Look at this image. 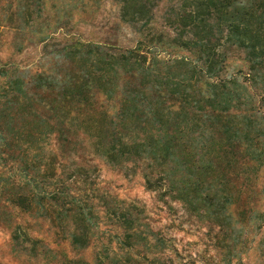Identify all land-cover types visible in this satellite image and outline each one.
<instances>
[{
    "label": "rangeland",
    "instance_id": "rangeland-1",
    "mask_svg": "<svg viewBox=\"0 0 264 264\" xmlns=\"http://www.w3.org/2000/svg\"><path fill=\"white\" fill-rule=\"evenodd\" d=\"M147 2L153 8L148 26L153 41L159 36L174 38L176 27L168 20L184 0ZM68 5L76 8L70 16L64 10ZM118 10L116 0H0V122L5 131L22 125L35 137L45 123L34 111L45 109L50 86L66 85L67 76L82 80L86 68L91 76L92 69L78 53H53L65 43L64 29L56 38L41 39L30 33V27L43 30L47 23L70 21L71 32L84 37L92 32L94 38L106 40L116 37L119 46H133L138 38L134 28L125 24L116 32L111 25ZM147 51L152 60L153 50ZM188 53L173 46L157 56L173 60ZM239 64L230 62L228 72ZM152 70L158 75H144L132 83L145 94L141 103L145 113L139 117V126L145 129L130 122L134 130L124 141L131 144L149 132L153 143L144 152L156 151L157 160L122 158L113 164L96 152L94 137L82 130L74 133L73 147L59 144L55 133L31 142L25 141V135L13 140L10 155H0V264H264V160L251 161L239 152L248 132L254 136L262 131L261 120L234 116L210 128L209 118L194 113L193 100L172 98L169 87L162 84V72L179 76L185 86L177 89L178 95L190 98L197 85L189 66L153 63ZM35 72L48 78V89L32 77ZM8 73L23 76L31 99L9 92L14 85L7 81ZM3 88L10 94L9 108L4 107ZM98 108L81 112L84 126L110 124ZM258 142L264 150V134ZM200 150L206 151L208 163L195 168L183 165ZM25 173L36 178L26 188ZM40 189L46 192L45 208L33 205L23 211L11 201L17 193L31 199L32 194H42ZM56 194L61 206L51 199ZM70 196L93 217L88 226L94 235L83 248L71 245L69 234L77 226L71 216L77 207ZM120 208L138 219L130 247L119 245L113 237L119 229L112 220Z\"/></svg>",
    "mask_w": 264,
    "mask_h": 264
},
{
    "label": "trees",
    "instance_id": "trees-1",
    "mask_svg": "<svg viewBox=\"0 0 264 264\" xmlns=\"http://www.w3.org/2000/svg\"><path fill=\"white\" fill-rule=\"evenodd\" d=\"M116 2L119 4V10L117 18L111 25L116 32L125 24L134 28L138 38L133 46H119L116 37L113 40H106L94 38L92 32L87 37L79 32H71L74 24L70 21L60 24L47 23L43 30L34 28L33 25L30 27V33L38 34L41 39L56 38L55 35L64 29L65 43L53 53H78L84 58L88 68L92 69L91 76H88L89 72L86 68L81 76L82 80H79V76L75 78L67 76L66 85L55 89L50 86L49 96L44 103L45 109L36 108L34 111V114L42 118L45 123L44 129L35 137H31L22 125L5 131L0 122V155L3 157L10 155L13 140H21L25 135H28L25 141L31 142L33 139L55 133L59 144L73 147L77 144L74 133L82 130L94 137L96 152L113 164L120 162L122 158L131 161L141 158L157 160L156 151L149 154L144 152L145 148L153 143L152 134L145 132L137 136L131 144L125 142L124 138L134 130L130 127L132 121H135L136 127L138 124L137 128L145 129L144 126H139L142 125L140 118L145 113V105L141 104L145 94L143 89L133 88L132 83L144 75L152 74L153 63H170L188 65L189 72L192 73L190 77L197 85V90L192 91L188 99H186L187 95L179 96L177 89L185 86V81L167 72L159 74L163 76L162 84L169 87L168 91L172 98H180L186 102L193 100L194 113L201 118H209L210 128H214L216 122L234 116H242L247 120H261L262 131L256 132L254 136H250L248 132L239 143L241 147L239 152L247 155V159L251 161L261 158L264 160V150L258 148V138L264 134V0H184L177 6L173 18L168 20L169 23L175 24V37L161 40L159 36L155 41L151 27H148L153 15L150 2L148 3L147 0H116ZM69 6L68 9H64L68 13L76 9L74 6L70 8ZM186 34L189 36L185 37ZM173 46L188 50V55L173 60L158 58L159 51L165 52ZM22 48L23 46L19 45V49ZM146 49L153 50L152 60L148 59L147 54L150 51ZM235 60L240 64L234 66V71L228 72L230 62ZM22 77V75L13 77L11 73L7 74V81L14 85L10 87L9 92H17L28 100L31 96L23 85ZM32 77H37L43 87L47 86L48 89L47 77H43L40 72L33 73ZM84 77L86 79H83ZM9 92L3 88L1 93L5 98V108H9L10 105ZM162 95L164 94L159 93L160 97ZM172 104L173 102L170 101L168 107ZM95 105L99 106V114L105 118L109 117V125L95 128L84 126L86 121L81 116L83 115L81 112ZM197 137L201 138V133H198ZM203 150L185 159L183 165L187 168H195L208 163L206 151ZM130 152L134 156L130 155ZM189 152L191 151L187 153ZM126 153L130 156L125 158ZM216 157L217 155L214 156ZM188 162L193 166L189 167ZM24 175L22 185L26 188L30 183H34L36 178L32 175L28 176L27 173ZM41 192L42 194L36 192L32 194L31 199L17 193L11 201L23 211L33 208V205L45 208L43 202L46 192ZM56 195L51 199L58 204L59 200L56 199L58 194ZM70 200L77 207L74 216H71L74 217L77 225L69 234L71 245L74 248H83L94 235L91 227L88 226L93 223V217L78 205L75 196H70ZM58 205L61 206L62 203L59 202ZM119 210V213L114 212L112 220V224L119 229L113 232V237L119 245L130 247L132 238L136 234L132 229L138 219L132 216L127 208ZM54 218H59V215ZM106 232L101 233L106 234ZM162 264H172V262Z\"/></svg>",
    "mask_w": 264,
    "mask_h": 264
}]
</instances>
